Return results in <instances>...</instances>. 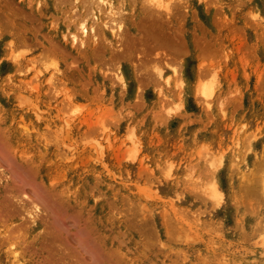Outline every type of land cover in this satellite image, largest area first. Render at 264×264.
Returning <instances> with one entry per match:
<instances>
[{"label": "rangeland", "instance_id": "obj_1", "mask_svg": "<svg viewBox=\"0 0 264 264\" xmlns=\"http://www.w3.org/2000/svg\"><path fill=\"white\" fill-rule=\"evenodd\" d=\"M27 1L0 0V264H264V0Z\"/></svg>", "mask_w": 264, "mask_h": 264}, {"label": "bare ground", "instance_id": "obj_2", "mask_svg": "<svg viewBox=\"0 0 264 264\" xmlns=\"http://www.w3.org/2000/svg\"><path fill=\"white\" fill-rule=\"evenodd\" d=\"M27 1V0H26ZM33 1V0H32ZM75 1V0H74ZM95 1H97V2H99V4H103L102 5V8H103V6L105 5L106 6V11L105 12H108V14H110V15H112V16H110V15H108L109 17H113V16H115L116 15V17H117V11H119L120 12V10H117L116 12H115V10L117 9V7L115 8L114 7V4H113V2L111 1V0H95ZM149 3H151V4H153V6H157V7H159V6H163L164 4H165V0H147ZM168 1V0H167ZM28 2V1H27ZM38 2L39 1H37V3H36V7H37V5H38ZM47 2V1H46ZM54 2V1H53ZM57 2V1H56ZM70 2V1H69ZM79 2V1H78ZM83 2V1H82ZM89 2L91 3L92 2V0H89ZM89 2H88V5H89ZM80 3H81V1H80ZM84 3V2H83ZM87 2L85 1V4H86ZM94 3V2H93ZM53 4V3H52ZM71 4H73V3H71ZM30 5V4H29ZM77 5V4H76ZM75 5V6H76ZM79 5V4H78ZM87 5V4H86ZM166 5H167V3H166ZM54 6V5H53ZM69 6V8H70V5H68ZM74 6V5H73ZM81 8H82V3H81ZM117 6V5H116ZM44 7V6H43ZM164 7V6H163ZM27 8H29L28 6H27ZM38 8V7H37ZM84 8V7H83ZM88 9V6L87 7H85V9ZM94 8L95 9H97L96 8V2H95V6H94V4H93V7H92V12H93V10H94ZM105 8V7H104ZM103 8V9H104ZM115 8V9H114ZM45 9V8H44ZM52 9V8H51ZM54 9H55V7H54ZM74 9H75V7L73 8V11H74ZM84 9V10H85ZM98 9H100V8H98ZM97 9V10H98ZM67 10H69V9H67ZM91 10V9H90ZM70 11H71V9H70ZM73 11H71V12H73ZM81 11V10H80ZM102 11V10H101ZM70 12V13H71ZM88 12V11H87ZM86 12V13H87ZM69 13V14H70ZM75 13V12H74ZM82 13V12H81ZM86 13H85V15H86ZM50 14H51V12H50ZM67 15V13L66 12H64V15ZM76 14V13H75ZM83 14H84V11H83ZM104 14V13H103ZM103 14H102V16H103ZM106 14V13H105ZM13 15H14V13H13ZM64 15H63V17H64ZM74 15V14H73ZM82 15V14H81ZM95 15V17L96 18H98V12L97 13H95L94 14ZM101 15V14H100ZM56 16H57V14H56ZM76 16V15H75ZM92 16H93V14H92ZM106 17H107V15H105ZM51 17V16H50ZM69 17V16H68ZM74 17V16H73ZM86 16H81V19L77 22V24H76V29L78 30H76L75 31V29H72V30H70L68 33H66L65 34V36H66V41H68L69 43H71V46H72V43L74 44V43H76L77 44V42H80V47H81V44H83V40H84V38H87L88 40H89V38H91V37H93V38H91V39H93V41H94V36L96 37V35H95V30H94V26L91 24V23H88V21H87V19L85 18ZM100 17V16H99ZM46 18V17H45ZM75 18V17H74ZM77 18V17H76ZM75 18V19H76ZM93 18V17H92ZM108 18V17H107ZM73 18H71V20H72ZM74 19V20H75ZM113 19H115V18H113ZM73 20V21H74ZM76 20H78V19H76ZM99 20V19H98ZM106 19L104 18V21H105ZM46 21H47V19H46ZM51 21V20H50ZM50 21H49V23H50ZM52 21H53V19H52ZM62 21H63V19H62ZM64 21H66V19H64ZM104 21H102V19H101V23L102 22H104ZM114 21H116V19L114 20ZM114 21L112 20V23H113V25H114ZM67 22H68V20H67ZM71 22V21H70ZM91 22H93V21H91ZM99 22V21H98ZM117 22H119V21H116V23H115V25L114 26H116V27H118V24L119 23H117ZM100 23V24H101ZM46 24V23H45ZM51 24H52V22H51ZM73 24V23H72ZM93 24H94V22H93ZM102 24H104L105 25V23H102ZM122 24V23H121ZM120 24V25H121ZM64 25V24H63ZM69 25V24H68ZM99 25V24H98ZM103 25V26H104ZM113 25H109V27H107V28H109V29H111V33H112V35L114 36V26ZM100 26V25H99ZM60 27V26H59ZM73 27H74V25H73ZM114 27V28H113ZM49 28V27H48ZM68 28V27H67ZM106 28V27H105ZM119 28H121V27H118V29ZM2 29V28H1ZM63 29H64V27H63ZM117 29V30H118ZM60 31V30H59ZM65 31H66V29H65ZM107 31V30H106ZM119 32V31H118ZM53 34V33H52ZM59 34V33H58ZM63 34V33H62ZM105 34V33H104ZM97 35H99L98 34V32H97ZM62 36V35H61ZM64 36V35H63ZM83 36H86V37H83ZM57 38H59V37H57ZM64 38V37H63ZM112 38V37H111ZM114 38V37H113ZM107 39V38H106ZM41 40H42V38H41ZM51 40V39H50ZM62 40H64V39H62ZM2 41V40H1ZM44 41V40H43ZM54 41V40H53ZM92 41V42H93ZM96 41V40H95ZM94 41V42H95ZM49 42H51V41H49ZM93 42V43H94ZM57 43V42H56ZM93 43H92V46H93ZM98 43V42H97ZM51 44H53V43H51ZM61 44V43H60ZM44 45V44H43ZM45 45H46V43H45ZM54 45H56V44H54ZM54 45H51V47L52 46H54ZM63 45V44H62ZM84 45V44H83ZM74 46V45H73ZM75 46H77V45H75ZM120 46V45H119ZM54 47H57V46H54ZM59 47V46H58ZM60 47H62V46H60ZM89 47H90V45H89ZM95 47V46H94ZM74 48V47H73ZM92 48V47H91ZM118 49V48H117ZM58 50H62V52L63 51H65V50H63V49H61V48H58ZM67 50V49H66ZM82 50V49H81ZM72 52V51H71ZM74 52V51H73ZM92 52V51H91ZM76 53V52H75ZM81 53V52H80ZM90 55V54H89ZM80 57V56H79ZM15 58V57H14ZM71 61V60H70ZM69 61V62H70ZM71 63V62H70ZM62 69V68H61ZM72 69V68H71ZM55 71V70H54ZM54 71H52L53 72V75H55V72ZM57 71H58V69H57ZM73 71H75V69L73 70ZM123 71V70H122ZM59 72V71H58ZM72 74H73V72H72ZM49 75H51V73H49ZM53 75H51V76H53ZM181 75V74H180ZM73 76V75H72ZM118 76V75H117ZM166 77V76H165ZM174 78H175V75L173 76ZM55 78V77H54ZM120 79V77L118 76L117 77V79ZM122 78V77H121ZM168 78H169V76H168ZM168 78H167V80H168ZM177 78V77H176ZM179 78V77H178ZM30 79V78H29ZM48 80H50V76H48V78H47ZM66 79V78H65ZM73 80H75L74 78H72ZM181 79V78H180ZM180 79H178V81L180 82ZM27 80V79H26ZM73 80H72V82H73ZM122 80V79H121ZM173 80V79H172ZM175 81H177V79H175ZM28 82V81H27ZM84 83H85V81H83ZM75 83H77V81H75ZM121 83H123V82H121ZM167 83V82H166ZM174 83V82H173ZM172 83V84H173ZM126 84V83H125ZM75 85V84H74ZM82 85V84H81ZM175 85H176V83H175ZM178 85V84H177ZM80 86V85H79ZM179 87V86H178ZM208 87L209 86H206L203 90L201 89V91H202V93L204 94V95H206V96H209L211 93H212V91H210L209 89H208ZM78 88V87H77ZM84 89V88H83ZM210 91V92H209ZM87 94V93H86ZM33 95V94H32ZM32 97V96H31ZM29 98V97H28ZM25 99V98H24ZM12 115V114H11ZM11 118V117H10ZM65 118H63V120H64ZM70 119H72V118H70ZM10 120V119H9ZM12 121H10V123H11ZM66 122H68V121H66ZM69 123V122H68ZM15 124V123H14ZM65 125H67V124H65ZM13 126V125H12ZM15 126V125H14ZM64 127H66V126H64ZM74 127V126H73ZM15 129V128H14ZM25 130V129H24ZM23 130V131H24ZM28 131V130H27ZM26 132V131H25ZM12 133H14V132H12ZM24 133V132H23ZM19 135V134H18ZM14 136V135H13ZM25 136V135H24ZM41 136V135H40ZM11 137V136H10ZM18 138V137H17ZM20 138V137H19ZM23 138V137H22ZM26 139V138H25ZM15 140H16V138H15ZM30 141V140H29ZM20 143V142H19ZM18 143V144H19ZM14 144V143H13ZM17 144V143H16ZM15 145V144H14ZM24 145V144H23ZM29 147V146H28ZM40 147V146H39ZM23 149V148H22ZM27 150V149H26ZM21 153H22V151H21ZM26 153V152H25ZM40 198V197H39ZM3 211V210H2ZM6 211H8V210H6ZM1 212V211H0ZM6 215V214H5ZM2 216H0V218H1ZM3 220V219H2ZM2 226H3V224H2ZM19 231V230H18ZM15 232H17V231H15ZM15 232H14V234H13V232L11 233L12 235H15ZM6 233H8V230H7V232ZM5 234V233H4ZM19 234H21L20 232H19ZM18 233H17V236H21V235H19ZM7 235V234H6ZM16 236V235H15ZM8 237V236H7ZM8 238H11V239H13L14 238V236H10V237H8ZM6 240V239H5ZM15 243V242H14ZM20 243V242H19ZM11 245H13V243L11 244ZM10 244H9V246L8 247H6L5 249H7V252H8V250H9V247L11 246ZM23 247V246H22ZM19 248V247H18ZM10 249H11V247H10ZM15 249V248H14ZM17 249V248H16ZM20 249L22 250V248H21V246H20ZM4 250V249H3ZM15 251H17V250H13V251H10L9 253H12L13 252V255L15 256ZM18 251H19V249H18ZM18 253V252H17ZM22 253V252H21ZM28 255V254H27ZM1 256V255H0ZM16 257V256H15ZM14 257V258H15ZM5 258H7V257H5ZM14 258H12V259H14ZM22 259V258H21ZM26 259V258H25ZM28 259V258H27ZM15 260H16V258H15ZM23 260V259H22ZM5 261V260H4ZM12 261V260H11ZM17 261H18V259H17ZM16 263V262H15ZM19 263H21V262H19ZM23 264V263H22ZM26 264V263H25ZM32 264V263H31Z\"/></svg>", "mask_w": 264, "mask_h": 264}]
</instances>
